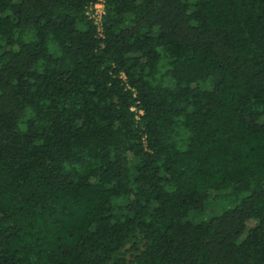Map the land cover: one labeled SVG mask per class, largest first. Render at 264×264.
<instances>
[{
	"label": "trees",
	"instance_id": "trees-1",
	"mask_svg": "<svg viewBox=\"0 0 264 264\" xmlns=\"http://www.w3.org/2000/svg\"><path fill=\"white\" fill-rule=\"evenodd\" d=\"M96 3L0 0V264H264V0Z\"/></svg>",
	"mask_w": 264,
	"mask_h": 264
},
{
	"label": "rangeland",
	"instance_id": "rangeland-1",
	"mask_svg": "<svg viewBox=\"0 0 264 264\" xmlns=\"http://www.w3.org/2000/svg\"><path fill=\"white\" fill-rule=\"evenodd\" d=\"M221 213V207L220 205L218 204L217 201H212V202H209L207 204V207H206V214L204 217H197L196 215H193L191 218L193 221H200V220H208L214 216H217ZM253 225V223H251L249 226L251 227Z\"/></svg>",
	"mask_w": 264,
	"mask_h": 264
},
{
	"label": "built area",
	"instance_id": "built-area-1",
	"mask_svg": "<svg viewBox=\"0 0 264 264\" xmlns=\"http://www.w3.org/2000/svg\"><path fill=\"white\" fill-rule=\"evenodd\" d=\"M105 0H97V3L88 12L90 18L94 20L98 27H100L101 18L104 14Z\"/></svg>",
	"mask_w": 264,
	"mask_h": 264
}]
</instances>
